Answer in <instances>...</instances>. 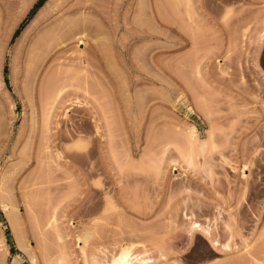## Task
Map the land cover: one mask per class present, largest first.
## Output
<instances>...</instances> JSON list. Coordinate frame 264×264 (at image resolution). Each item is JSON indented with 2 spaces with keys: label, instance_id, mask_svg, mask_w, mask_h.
<instances>
[{
  "label": "rangeland",
  "instance_id": "obj_1",
  "mask_svg": "<svg viewBox=\"0 0 264 264\" xmlns=\"http://www.w3.org/2000/svg\"><path fill=\"white\" fill-rule=\"evenodd\" d=\"M85 2L98 5L91 11ZM147 2L155 13H145L156 21L159 3L163 10L179 6L168 10L174 24L165 11L173 29L168 19L148 24L144 0H0V239L7 247H0V264H33V255L48 264L62 253L71 264H86L76 237L91 218L102 223L87 247L88 264H110L127 243L152 264H225L239 253L237 264H264V0H191L190 13V0ZM59 3L68 10L62 23ZM50 12L48 22L58 16L61 23H50L60 28L51 46H61L31 70L27 54ZM154 24L157 34L149 33ZM81 35L79 57L73 48ZM57 57L76 70L62 67L58 88L65 92L52 99L58 82L49 96L44 89L58 74ZM77 97L85 108L60 117ZM185 122L203 140L213 130L219 147L199 153L196 165L185 158ZM55 149L61 160L52 158ZM110 193L118 204L111 211ZM3 201L18 207L23 237L12 230ZM195 221L238 252L217 251L196 233L191 238ZM231 221L242 238L229 231ZM16 237H25L30 250ZM122 239L128 242L120 245Z\"/></svg>",
  "mask_w": 264,
  "mask_h": 264
},
{
  "label": "bare ground",
  "instance_id": "obj_2",
  "mask_svg": "<svg viewBox=\"0 0 264 264\" xmlns=\"http://www.w3.org/2000/svg\"><path fill=\"white\" fill-rule=\"evenodd\" d=\"M88 1V0H87ZM90 1V0H89ZM91 1H93V0H91ZM95 1V0H94ZM146 3H143L144 5H146L147 3V5L145 6V10H146V7L148 8H151L150 7V4H151V2H150V4H149V2H147L148 0H144ZM152 1V0H151ZM155 1H157V0H155ZM189 1V0H188ZM88 2H85V6H84V8H86V9H88L89 8V6L88 5H86ZM92 3H93V5H92ZM92 3H90V5L93 7L97 2H92ZM189 3H191V0H190V2H187V7L189 8L188 10H189V12L188 13H190V8L192 9V5L191 4H189ZM62 5H60V3L58 4V6H55V12H56V9H58V8H56V7H59V5L62 7V9H61V7H60V9H59V13H58V15L59 14H61L60 15V17H59V20L61 21V23H62V21L63 20H65L64 18H63V16H65L64 14H63V12H67L68 10L66 9V7H65V9L67 10H65V11H63L64 10V8H63V6H64V3H61ZM89 4V3H88ZM96 5H98V4H96ZM159 5H161V6H159ZM164 5V4H163ZM163 5H162V3L160 4H158V5H156L157 6V12H158V10H159V8L162 10V12H161V10H159V12L157 13V17L158 18H160L161 20H167L168 18H167V14L165 13V11L167 12V13H169V15H168V17L171 19V16H173V14H174V12H172V15L170 14L171 12V10L172 11H176L177 12V8H179V6H178V4H177V6L178 7H176V5H174V7H176V9L175 8H173V6H172V8H167V10H166V8L163 10ZM189 5V6H188ZM190 5H191V7H190ZM86 6H88V8L86 7ZM159 6V7H158ZM92 7H91V9H92ZM166 7V6H165ZM93 8H95V7H93ZM90 8H89V10H91ZM142 9H143V6H142ZM152 9V8H151ZM151 9L149 10H146V11H144V16H146L147 18L149 17V15H150V13L151 12H153V13H155V11H151ZM171 9V10H170ZM82 10V9H81ZM168 10H170V11H168ZM53 11H54V8H53ZM83 11V10H82ZM82 11H81V15L83 14V16H84V14L85 13H82ZM92 11V10H91ZM143 11V10H142ZM147 11H151L150 13H145V12H147ZM164 11V12H163ZM52 12V11H51ZM51 12L49 13V15H45L44 16V18H43V21H41V24H43L44 22H48L49 21V18H51L54 14V12L51 14ZM84 12H87L86 14L88 15V10L87 11H85V9H84ZM91 13V12H90ZM151 14L150 16L152 17V16H154L155 14ZM160 13V14H159ZM162 13H163V15H162ZM57 14V13H56ZM86 14H85V16H86ZM146 14H148V16L146 15ZM159 14V15H158ZM51 15V17H49ZM66 16H68V15H66ZM156 16V15H155ZM63 18V20H62V18ZM149 17V19H151V21L150 20H148L147 18V20H148V24L150 25V26H152L151 25V22H152V24L154 23V22H160L161 20L159 19V21H156L155 19H154V17ZM162 17V18H161ZM164 17L166 18V19H164ZM54 19H50V22H48V23H44L45 25H46V27H45V25H44V27L45 28H43V29H45L44 31H43V29H42V31H40L41 33H40V35H38L37 37H36V41L34 40V42L32 41V43L31 44H33V45H30V47L32 48V50H31V48L29 49L30 51H29V53H30V55H29V53L27 54V61H29V63H28V68H30L31 70H32V68H39V67H42L45 63H48V60L50 59V57H52V54L54 53V50H56V48L54 47V45H53V47L51 46L52 45V43L54 42V40H55V42H56V39H55V37L57 36V34H58V32L56 31L57 30V28H59V27H57V26H59V23H60V21L58 20V22H57V20L56 19H58V16L55 18V16L53 17ZM156 18V17H155ZM157 19V18H156ZM170 19H168V21H167V26L169 25L168 23L169 22H171V21H169ZM52 20V21H51ZM53 20L55 21V23L53 22ZM86 20V19H85ZM84 20V21H85ZM172 20V19H171ZM84 21H82V22H84ZM154 21V22H153ZM53 23L54 25H57L56 27L54 26V25H51L50 23ZM150 22V23H149ZM172 22H173V20H172ZM172 22L170 23V24H172ZM57 23V24H56ZM60 23V24H61ZM47 24H48V26H47ZM173 24H174V22H173ZM173 24L171 25V28H172V26H173ZM156 25H157V23H156ZM165 25V26H166ZM53 26V27H52ZM158 27H159V25H158ZM156 28V26H155V24H154V28L152 27L150 30H152V31H149V33L151 32V33H155L156 32V34L158 33L157 32V30L160 32L161 31V28L159 29V28ZM54 28V29H53ZM56 28V29H55ZM60 29V28H59ZM58 29V30H59ZM156 29V30H155ZM169 29V28H168ZM173 29V28H172ZM176 31V30H175ZM142 32V31H141ZM141 32H138V36L139 35H141V36H144V34H140ZM144 32V31H143ZM142 32V33H143ZM167 32V31H166ZM147 33V32H146ZM149 33H148V35H149ZM168 33V32H167ZM166 33V34H167ZM170 33V32H169ZM169 33H168V35H169ZM156 34H154L155 35V37L157 36ZM163 34V33H162ZM165 34V40H167V38H168V40L167 41H170L171 40V35H169L170 36V39H169V37H168V35H166ZM172 34H173V31H172ZM159 35V34H158ZM160 35H161V33H160ZM82 37H77V47L76 48H73V49H76L77 50V52H75V54L76 53H78V51H79V53H82L83 52V50H82V48H81V46L83 45V44H86V41H85V37L83 36V35H81ZM152 36V35H151ZM167 36V37H166ZM153 37V36H152ZM158 37H160V36H158ZM142 38V37H141ZM173 38H174V36L172 35V40H173ZM101 38H99V39H96L97 40V42L96 43H99V40H100ZM137 39H139V38H137ZM142 39H144V38H142ZM74 40H76V39H74ZM6 41V40H5ZM101 41V40H100ZM3 39L2 38H0V47H3ZM95 42V41H94ZM170 42H173V41H170ZM63 44V43H62ZM61 46V43H58V44H56L55 46L57 47V46ZM76 45V44H75ZM171 45H172V43H171ZM70 50V49H69ZM68 50V51H69ZM71 51H72V49H71ZM72 53V52H71ZM79 53H78V56H79ZM84 53V52H83ZM82 53V54H83ZM81 54V55H82ZM81 55L79 56V57H81ZM30 58V59H29ZM78 58V57H77ZM76 58V59H77ZM79 59V61H80V63L82 64H84V62L82 61V59L81 58H78ZM61 60H62V58L61 57H57V58H54L53 59V61L54 62H57V70H56V72L58 73V74H56L55 73V70H54V74L52 75V73H50L54 78L50 81L53 85H50V84H46V88L44 89V91L45 92H47V91H49L48 92V95L47 96H49V94H50V90H48V89H51L52 87H50V86H53L54 87V83H55V81L56 82H58V85H57V83H56V87H57V89L58 90H56L55 91V93H54V95L55 94H57V95H53L51 98L52 99H54V97H58V99H61V97H62V94L65 92H63V88L65 89V87L66 86H63V88H61L60 90H59V88H58V86H59V74H61L62 73V71L64 70V69H66V70H64L63 72L64 73H67L68 71L70 72V70L71 71H74V70H76L75 69V67L74 68H72L71 66H68V68L70 69H68L64 64H61ZM72 61H74V58H73V60ZM82 61V62H81ZM219 61V60H218ZM217 61V62H218ZM54 62H52V63H54ZM82 64V65H83ZM73 66H74V64H72ZM80 66V67H82V69H84L85 70V68H86V66L85 65H83V66H85V68H83V66ZM66 68H65V67ZM62 67H64L63 68V70H62ZM38 68H37V70H38ZM72 68V69H71ZM68 69V70H67ZM80 69V68H79ZM82 69H80L81 71H83ZM35 70V69H34ZM33 70V71H34ZM62 70V71H61ZM66 71V72H65ZM61 72V73H60ZM68 72V73H69ZM75 72H77V74H81V73H78L79 71H75ZM84 72V71H83ZM85 73V72H84ZM50 75V76H51ZM58 75V76H57ZM55 76H56V80H54L55 79ZM48 78H51V77H48ZM54 81V82H53ZM171 82L172 81H170L169 80V83L171 84ZM47 83V82H46ZM48 83H49V80H48ZM49 86V87H48ZM56 87H55V89H56ZM48 88V89H47ZM30 89H33V85L30 87ZM47 90V91H46ZM31 91V94H33V90H30ZM63 92V93H62ZM172 93H173V91H171ZM170 92V94H172ZM169 95V94H168ZM61 96V97H60ZM57 97H56V99H57ZM170 97V96H169ZM50 98V99H51ZM173 99V98H172ZM180 100V99H179ZM55 102L56 101H58V100H54ZM132 101V100H131ZM170 101H172L171 99H170ZM133 102V101H132ZM178 102V101H177ZM85 102H82L78 97L77 98H75L74 100H71V102L67 105V106H65L64 107V109H63V112H62V114L60 115V117H63V118H68L69 117V114H70V112L72 111V109L73 108H75V107H77V108H85L84 106H85V104H84ZM110 103V102H109ZM130 103V104H129ZM172 103V102H171ZM173 104V103H172ZM88 105V104H87ZM129 105L131 106L132 104H131V102L129 101L128 102V107H129ZM129 108H132V107H129ZM191 110V109H190ZM93 115V114H92ZM95 115L96 114H94V116H92V121H93V124H94V128H95V135L97 136V137H101L102 136V126H101V120H99V117L97 118V117H95ZM97 116V115H96ZM47 117H49V116H47ZM48 120H49V118L47 119V122H48ZM60 127V122L59 121H57L56 122V128L58 129ZM185 127L187 128V125H186V122H185ZM185 127H182L181 126V129L182 128H185ZM185 128V129H186ZM185 129H182L180 132V134H182V132L184 131L185 132ZM188 131L186 130V132L187 133H185V135H184V133L182 134V135H184V136H182V138L183 139H185V142L183 143V144H185L186 142H187V145L189 146V148L187 147V145H186V147H185V150L184 151H186L185 153L187 154H185L187 157H185V158H187V161L190 163V164H192V163H196V162H194L195 161V159L194 158H196V156H198L199 155V153L201 154L202 153V155H208V153L210 152V150H211V148H212V150H213V148H217L218 146L216 145V146H214L215 144H217L214 140H215V134H214V131L212 132L211 130H207L206 131V134L208 133V136H206V137H208V138H206L205 140H203V139H201V136H200V133H199V131H198V129H197V127L196 126H194V125H190L188 128ZM211 129V128H210ZM213 129V128H212ZM186 137V138H185ZM213 137H214V139H213ZM187 140V141H186ZM213 142H215V144L213 143ZM79 144H80V141H79ZM82 144V143H81ZM83 146H85L84 144H82ZM79 148H81L82 146L81 145H79L78 146ZM86 147V146H85ZM188 148V149H187ZM214 149V150H215ZM217 149H219V147L217 148ZM216 149V150H217ZM82 150H84V148L82 149ZM209 150V151H208ZM208 151V152H207ZM207 152V153H206ZM212 152V151H211ZM210 152V153H211ZM54 154H53V156L54 157H52V158H55V160L57 159V160H61L62 158H63V153L60 151V150H56L55 149V151L53 152ZM206 153V154H205ZM209 153V154H210ZM195 154H197V155H195ZM202 155H199V156H202ZM206 155V156H207ZM205 157V156H204ZM196 165V164H195ZM195 165H193V166H195ZM247 165V164H246ZM244 166L243 165V167H242V170H243V173H244V171L246 170V168H247V166ZM189 166H191V165H189ZM83 174H84V172H83ZM244 176L245 177H247L246 175H245V173H244ZM111 194V193H110ZM106 195V194H105ZM107 196L108 195H106V198H107ZM109 197H111V199H106V200H109V201H112L113 203H111V202H107L108 204H107V208L106 209H108L109 211H111V209H113L114 208V205L115 206H117L118 204H114V202H117V200H112V194L110 195V196H108V198ZM86 198V197H85ZM85 198L83 197L82 199H81V202H82V200L84 199L85 200ZM87 199V198H86ZM87 200H85L84 201V203L86 202ZM87 203V202H86ZM110 203H111V206H110ZM16 204V203H15ZM83 204V203H82ZM2 206H3V208H4V210H5V212H6V214L8 215V218H9V221H10V225H11V227L13 228L12 230L13 231H15L16 233H17V231H18V233L16 234L15 233V235H18L19 233H21L20 232V229H19V221H18V215H19V211H18V207L16 206V205H14V202H12L11 201V203L10 202H6V201H3L2 202ZM83 206H84V204H83ZM81 207H82V205H81ZM111 207V208H110ZM113 207V208H112ZM119 207V206H118ZM83 209V208H82ZM116 209V208H115ZM90 210H93V209H90ZM108 210H105V212H109ZM92 212V211H91ZM90 212V214H92ZM94 214V213H93ZM92 214V215H93ZM104 214H106V213H104ZM103 214V216H105ZM189 216V215H188ZM93 217V216H92ZM99 217H102V216H99ZM106 217V216H105ZM187 217V216H186ZM190 217L192 218L193 217V214L192 215H190ZM190 217H188L187 219H189ZM104 217H102V218H100V219H103ZM19 219H20V217H19ZM52 220H56V219H52ZM83 220V219H82ZM89 220H93L92 222L91 221H87L88 223H90L89 224V227H82V229H81V227H80V230L82 231V233L80 232L79 234V236L78 237H76L77 239V242H78V244H83V246L81 245V253L83 254L82 256H83V259H84V263H86V264H88L89 263V254L87 253V247H88V245H89V242H90V240H91V242H92V240H94L95 239V235L98 233V230L97 229H99L100 228V226L98 225V224H100V223H102V220L98 223V222H96V221H98V220H94V218L92 219H89ZM106 219L104 218V221H105ZM233 220V222H234V218L232 219ZM85 221V220H84ZM18 222V223H17ZM70 222V221H69ZM232 221L231 222H228L227 223V225H228V228L230 229L229 231H231V234L233 233L234 235H239L241 238H242V236H241V229H239V227H236V225L237 224H235V223H233ZM51 223H52V221H51ZM51 223H48L49 224V227H48V225H47V227L48 228H50V226H51V228H52V225H51ZM81 223V222H80ZM87 223V224H88ZM98 223V224H97ZM201 222H197V221H195V222H193V223H191L190 224V227H191V229H189L190 231H192V232H190V234H191V238H194L195 236L194 235H198V237H203V238H205L209 243H211V245H212V247L215 249V250H217V251H225V252H227V253H233L234 254V252H238V251H234L233 252V250H235L234 248H233V246L229 243V242H227V243H222L220 240H218V238L216 239L215 238V235H214V231H213V229H211L210 227L211 226H204V224H200ZM229 223H231V224H229ZM233 223V224H232ZM18 224V225H17ZM53 224V226H55L54 224H55V222H53L52 223ZM70 224V223H69ZM86 224V223H85ZM84 224V225H85ZM98 225V227H97V229H96V226ZM18 226V229L16 228ZM56 226H58L57 224H56ZM81 226V225H80ZM238 226V225H237ZM189 227V228H190ZM50 228V229H51ZM234 228H236L235 230H234ZM52 229H54V231H56V229H58V227L55 229V228H52ZM168 229H170V227L168 228ZM96 230H97V232H96ZM240 232H239V231ZM58 231H59V229H58ZM236 231H238V232H236ZM136 232V231H135ZM135 232H133V234H131V235H134L135 234ZM234 232H236V233H234ZM57 232H55V234H56ZM60 233V232H59ZM196 233V234H195ZM136 234H137V232H136ZM232 234V235H233ZM58 233H57V237H58ZM61 236H60V240H61V237L63 238V235H62V233L60 234ZM196 235V236H197ZM18 237H23L22 235H18ZM18 237H16V238H18ZM97 237V236H96ZM233 237V236H232ZM19 239V240H18ZM17 239V243H19L21 246H22V248H24L25 250H30V248H31V246L29 245V242H28V244L27 245H25V243L27 242V241H25V240H27V239H25V237L23 238V240L21 239V238H18ZM97 239V238H96ZM95 239V240H96ZM58 240H59V237H58ZM127 240V239H126ZM247 240V239H246ZM19 241V242H18ZM130 241V240H129ZM245 241V240H244ZM91 242H90V244H91ZM122 242H124V240L122 239L121 241H119V243H120V245H121V243ZM126 242V241H125ZM124 242V243H125ZM127 242H128V240H127ZM126 242V243H127ZM131 242V241H130ZM118 243V242H117ZM118 243V244H119ZM133 243V242H132ZM248 242L246 241L245 242V244H247ZM123 244V243H122ZM19 245V246H20ZM119 246V245H118ZM117 246V247H118ZM138 246V245H137ZM0 247L1 248H3V250H5L7 247H6V243H5V239L3 238V237H1V239H0ZM80 247V246H79ZM247 247V246H246ZM119 248H120V250L118 249L116 252V254H113L114 256H113V260L110 262V264H152L153 263V259L152 258H150V257H145V255L143 254V253H141L140 251H137L136 250V245H134V244H129L128 245V243L127 244H123V245H121V246H119ZM248 248V247H247ZM98 249L100 250V248L98 247ZM64 252V251H63ZM62 253V252H61ZM63 254V253H62ZM62 254H61V256H62ZM64 254H66L65 252H64ZM93 254V255H92ZM166 254H168V253H166ZM166 254H164L163 253V257L161 256V258L163 259H165V260H168V256H169V254L168 255H166ZM232 254V255H233ZM59 255H60V253H59ZM96 255V257H97V254L94 252V253H91V256L93 257V256H95ZM171 255V254H170ZM229 255V254H228ZM232 255H230V256H232ZM32 256V255H31ZM56 257L58 260H56L55 262H53L52 260H50V261H48L49 263L48 264H51V263H59V264H71L70 262H69V260H67V257L65 256V258H63V257ZM238 256V253H236V257ZM239 256L241 257V254L239 253ZM238 256V257H239ZM96 257H93V259L95 260V259H97ZM170 257V256H169ZM172 257V256H171ZM235 256H232V257H229V259H227V260H229V262L227 263V261L225 262V264H237V260L238 259H240V257L239 258H234ZM32 259V263L33 264H37V258L33 255V257H31ZM230 258H233V259H230ZM237 259V260H236ZM58 261V262H57ZM237 261V262H236ZM176 264H178V263H176ZM239 264V263H238Z\"/></svg>",
  "mask_w": 264,
  "mask_h": 264
}]
</instances>
